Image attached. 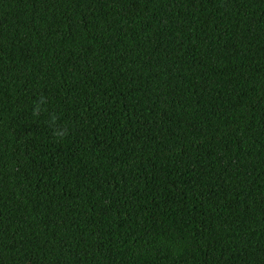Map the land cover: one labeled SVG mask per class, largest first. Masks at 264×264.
<instances>
[{
    "label": "trees",
    "instance_id": "trees-1",
    "mask_svg": "<svg viewBox=\"0 0 264 264\" xmlns=\"http://www.w3.org/2000/svg\"><path fill=\"white\" fill-rule=\"evenodd\" d=\"M0 264H264V0H0Z\"/></svg>",
    "mask_w": 264,
    "mask_h": 264
},
{
    "label": "clouds",
    "instance_id": "clouds-1",
    "mask_svg": "<svg viewBox=\"0 0 264 264\" xmlns=\"http://www.w3.org/2000/svg\"><path fill=\"white\" fill-rule=\"evenodd\" d=\"M47 102H48L47 97L44 96L39 97L38 101L34 102V108L32 113L33 116H40L42 113H45L47 109L42 106L47 104ZM58 120H59V116L55 112H53L50 115V120H49L50 126L57 124ZM67 134H68L67 129L64 126L56 128L53 131V136L57 140L63 139Z\"/></svg>",
    "mask_w": 264,
    "mask_h": 264
}]
</instances>
